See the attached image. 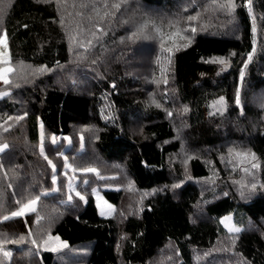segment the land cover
<instances>
[{
    "label": "trees",
    "instance_id": "obj_1",
    "mask_svg": "<svg viewBox=\"0 0 264 264\" xmlns=\"http://www.w3.org/2000/svg\"><path fill=\"white\" fill-rule=\"evenodd\" d=\"M227 2L0 0V264H264V0Z\"/></svg>",
    "mask_w": 264,
    "mask_h": 264
},
{
    "label": "rangeland",
    "instance_id": "obj_2",
    "mask_svg": "<svg viewBox=\"0 0 264 264\" xmlns=\"http://www.w3.org/2000/svg\"><path fill=\"white\" fill-rule=\"evenodd\" d=\"M6 38H2L1 40H5ZM148 52L149 49H142L141 52ZM8 53V46L7 49L4 48L3 44H0V53ZM42 129V128H41ZM95 202L97 205L98 212L103 217H111L115 212V206L107 201L103 194L97 189L94 191ZM230 217L231 219L228 220L226 218ZM220 224L230 233H238L235 231H230V228L238 227L240 228L234 221L233 215L228 214L219 219ZM241 229V228H240ZM240 232V231H239ZM58 238V239H57ZM66 244L67 247L63 245ZM40 250L42 251H54V252H64L68 249V243L62 240L60 236L51 235L49 236L40 246ZM55 249V250H53ZM7 258V257H6ZM10 258V257H8ZM233 264H236L235 261H232Z\"/></svg>",
    "mask_w": 264,
    "mask_h": 264
},
{
    "label": "snow or ice",
    "instance_id": "obj_3",
    "mask_svg": "<svg viewBox=\"0 0 264 264\" xmlns=\"http://www.w3.org/2000/svg\"><path fill=\"white\" fill-rule=\"evenodd\" d=\"M251 5H252V0H247V6H248L249 11H251ZM113 6L116 7V8H119L118 4L117 5H113ZM217 6L218 7H222V8H228L229 10H233L236 5L234 3V0H228L227 4H218ZM191 19H195V17H192ZM192 30L195 31V29H192ZM4 35L6 36V33H4ZM0 44H3L4 48L7 49V41H6V39L5 40H0ZM248 59L251 60V55L249 56ZM216 62L225 63V61H223V60H219V61H216ZM14 72H17V69H15V68H13L11 66V58H10V56L7 54V52L0 53V80H2L5 85H9L11 83L10 75L13 74ZM5 94H7V93H5ZM236 103L237 104L240 103L239 95H237ZM18 119H20V118H18ZM4 148H7V145H3V147H0V151H3ZM253 167H259V165L258 164H253ZM89 171H94V169H89ZM81 199H83V197H81ZM35 203H36L35 200L31 201L28 205H25L24 209H21V211L13 213V215H17V216L18 215H22L24 210H26L28 208H31L32 210H35L34 207H33ZM5 219H7V217H5ZM226 219L230 220L231 218L228 217ZM230 231L239 232V231H241V229L238 228V227H235V228H230ZM19 239L22 241L24 239V237H20ZM32 243L35 244L36 241H32ZM63 246L67 247L66 244H64ZM53 250H55V249H53ZM0 251H3V249H0ZM3 255L5 257H10L11 256V252L3 251Z\"/></svg>",
    "mask_w": 264,
    "mask_h": 264
},
{
    "label": "crops",
    "instance_id": "obj_4",
    "mask_svg": "<svg viewBox=\"0 0 264 264\" xmlns=\"http://www.w3.org/2000/svg\"><path fill=\"white\" fill-rule=\"evenodd\" d=\"M8 55H9V52L7 53ZM5 84L3 83V81L2 80H0V88L1 87H3ZM3 95V93L0 91V97ZM1 152V151H0ZM36 201V203L34 204V209L36 210V207H37V203H38V201L37 200H35ZM28 205V204H27ZM25 207V206H24ZM24 207L23 208H21V209H24ZM21 209L20 210H18V211H21ZM35 210H32L31 208H28V209H26V210H24V212H23V214L22 215H25V214H27V213H30V212H33V211H35ZM18 211H16V212H18ZM15 213V212H14ZM22 215H13V214H11L9 217L10 218H14V217H19V216H22Z\"/></svg>",
    "mask_w": 264,
    "mask_h": 264
}]
</instances>
